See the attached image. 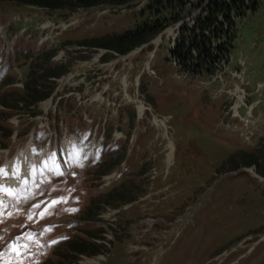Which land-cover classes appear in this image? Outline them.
Segmentation results:
<instances>
[{"label": "rangeland", "instance_id": "rangeland-1", "mask_svg": "<svg viewBox=\"0 0 264 264\" xmlns=\"http://www.w3.org/2000/svg\"><path fill=\"white\" fill-rule=\"evenodd\" d=\"M144 1L135 0L124 11L111 10L116 8L110 5L59 11L19 3H0L1 29L11 27L10 32L14 33L21 27V22L15 24L16 20H21L23 25H34L39 30L33 32L32 38L36 43L33 40L15 43V68L9 73L22 74V85L18 83L21 88L30 71L29 60H21L22 53L28 49L36 53L44 50L42 47L38 49V32L44 35L43 39L48 37L50 41H46L50 48L58 50L52 59L53 64L69 66L68 73L55 80L54 92L47 99L37 107L14 113L8 124L14 126L11 123L21 120L22 127L27 129L33 126L30 123L32 111L45 110L43 106L50 101L48 113L52 114L58 110L56 100L71 97V100L63 103L68 117H64L66 113H63L58 123L52 120L54 128L50 127L51 118L45 123V127H50V133L54 134L57 128L62 132H73L79 126L91 129L92 118L105 127L106 133L111 134L109 146L123 150L121 165H125L133 175L130 172L127 176L120 173V176L111 179L108 188L112 183L121 185L120 190L132 192L134 200L121 204L119 208L103 206L96 219L100 218L98 220L107 231L108 242L102 250H105L104 256L78 257L73 264H85L87 261L88 264H218L211 261L223 250L228 252L224 264H264V240L243 257L239 255L245 252L244 249L229 251L234 245L233 241L247 232L264 235V176L257 173L253 166H228L236 154L250 152L257 156L264 149V0H257L256 9L238 18L236 29L232 34L228 32L230 38L235 37L233 44L230 43L232 51L228 59L219 58L214 63V76L190 77L180 70L175 72L168 56L172 37L177 34L175 23L170 18H176L178 12L185 13V0H179L177 7L173 2L175 0H167L166 5H170L172 11L165 13L167 26L156 35L158 42L155 36L148 45L137 48L126 58L104 48L78 45L84 40L119 36L133 31L146 21L150 13L147 11L143 15L135 11L141 9ZM198 14V7L191 12L192 17ZM153 40L157 42L156 45ZM155 50L151 67L157 76H143L141 82L140 75ZM17 67H21L20 70ZM148 83V96L154 103L152 106L156 113L153 119L152 111H145L142 117L136 111L138 106H146ZM235 89V96H239L242 90L245 92L243 101H249L248 104L257 101L256 106V101L253 103L255 107L251 111V120L245 117V108L239 110V115L244 119L232 118L230 107L236 103L237 98L232 94ZM227 100L231 101L228 105ZM132 106L137 109L135 118L129 122L128 116H120V111L127 112ZM155 120L162 121L163 125H157ZM128 123L130 131L127 129ZM65 125L72 130L66 129ZM120 128L129 136L120 135ZM15 139L17 136L14 134L9 144L14 143ZM26 140L18 137L17 142L23 146ZM168 143L173 145L170 155ZM121 153L119 151L115 155ZM115 155L111 156L112 161ZM104 157L108 158L101 156L96 166L91 164L93 167L89 171L93 172L92 175H96V168ZM70 160L78 161L84 169L86 159L83 151L70 150ZM255 175L263 179L259 181ZM58 183V179H52L56 190H59ZM95 183L90 181L87 184L89 196H80V200L86 199L83 213L89 207V212L93 213L98 206L97 199L100 198L92 199V195L96 194L95 189L99 188L93 187ZM73 195L69 186V190L63 192L64 198L58 202V207L77 205ZM62 214L69 216L70 211L65 209ZM84 215L81 213L78 217L84 219ZM146 217L153 218L147 223V229L158 222L157 218L169 219L167 221L172 228L166 231L157 229L142 238L140 245L147 254L142 263L137 261L135 254H127V245L130 247L141 239V232L137 231L140 230V223H146L147 220H142ZM91 222L86 229L97 230L99 222L97 224L93 219ZM158 223L154 228H159ZM122 224H128L126 228L136 226V229L133 226L130 229L136 239L124 237L113 242L116 239L111 236L113 228H116V232H122ZM250 237L254 235L250 234ZM64 246L49 259L55 260ZM156 249L162 253L155 254Z\"/></svg>", "mask_w": 264, "mask_h": 264}, {"label": "trees", "instance_id": "trees-1", "mask_svg": "<svg viewBox=\"0 0 264 264\" xmlns=\"http://www.w3.org/2000/svg\"><path fill=\"white\" fill-rule=\"evenodd\" d=\"M134 0H0V3H19L22 5H31L36 7H43L50 10H75L88 9L98 5H124L133 2ZM177 7L179 0L173 1ZM204 12L208 13L209 18L206 22L200 23L201 36H194L193 38H185L182 41L180 49L176 54L177 59L187 70L191 69L201 72L202 70H210L215 56L221 52L224 54L225 48L222 46L218 48L215 53L210 45L211 38H217L221 35V19L227 23L229 28L233 27V19H238L249 11H253L257 7V0H195L189 2L183 1L186 9L185 13L178 12L176 18H170L175 23L180 19L188 16L191 11L198 6L204 5ZM167 0H149L148 16L146 21L136 27L133 31L126 32L122 35L101 39L84 40L79 43L81 46L104 48L113 53L125 54L130 49L141 45L151 38H153L162 28L167 25L166 12H171L172 7L166 5ZM147 12V8L145 9ZM145 14V13H144ZM200 14V17H202ZM207 33L206 35L204 33ZM223 37V36H222ZM229 42V41H228ZM57 49L45 51L39 56L31 67L28 80L24 84V89L19 93L6 97L1 102L4 106L11 109H27L32 105H37L40 101L45 100L51 95L55 82L53 79L59 78L67 72L66 65L59 64L56 66L49 65L52 57L56 54ZM214 52V54H213ZM194 53V54H193ZM106 59V58H105ZM196 60V68L192 66V61ZM5 131V129H3ZM9 135V131L4 133ZM264 149L260 154L239 153L230 160V168L251 167L253 166L257 173L264 176ZM263 161V164H262ZM114 164L107 163L101 170V174L109 172ZM132 192L115 189L98 201L97 208L93 213L86 212L84 218H95L104 207L115 208L126 202L132 201ZM130 196V197H129ZM104 206V207H103ZM89 239H78L70 241L66 244L64 250L57 253L58 257L55 260L47 261L45 264H73L80 256H94L100 253L101 245L92 241L98 237L96 232H86ZM66 251V252H65Z\"/></svg>", "mask_w": 264, "mask_h": 264}, {"label": "bare ground", "instance_id": "bare-ground-1", "mask_svg": "<svg viewBox=\"0 0 264 264\" xmlns=\"http://www.w3.org/2000/svg\"><path fill=\"white\" fill-rule=\"evenodd\" d=\"M154 41H155V40H154ZM154 41H153V42H154ZM156 41H158V39H157ZM156 41L154 42L155 44L157 43ZM131 54H132V53H131ZM127 56H129V54L126 55V56H124L123 58H126ZM238 99H240V98L238 97ZM236 106H237V104L235 103L234 108H236ZM154 123H156V124L158 125V123H159V124H162L163 122H162V121H159V120H155ZM162 125H163V124H162ZM168 147L170 148V151H169V154H168V155H170V153L172 152L173 145H172L171 143H168ZM168 158H170V157H168ZM247 171L252 172L250 169H247ZM252 173H253V172H252ZM85 264H88V261L85 262Z\"/></svg>", "mask_w": 264, "mask_h": 264}, {"label": "clouds", "instance_id": "clouds-1", "mask_svg": "<svg viewBox=\"0 0 264 264\" xmlns=\"http://www.w3.org/2000/svg\"><path fill=\"white\" fill-rule=\"evenodd\" d=\"M204 7H205V3H204V5H201V6H198V8H199V13H203L204 11ZM197 8V7H196ZM207 13V12H206ZM208 14V13H207Z\"/></svg>", "mask_w": 264, "mask_h": 264}]
</instances>
